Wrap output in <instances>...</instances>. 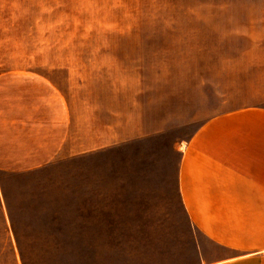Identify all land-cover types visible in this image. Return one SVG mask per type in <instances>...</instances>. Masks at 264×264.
I'll return each mask as SVG.
<instances>
[{"label":"rangeland","instance_id":"obj_1","mask_svg":"<svg viewBox=\"0 0 264 264\" xmlns=\"http://www.w3.org/2000/svg\"><path fill=\"white\" fill-rule=\"evenodd\" d=\"M4 74L32 82L0 109L48 111L65 140L0 168L1 264L191 263L210 244L180 202L179 144L264 109V0H0Z\"/></svg>","mask_w":264,"mask_h":264},{"label":"crops","instance_id":"obj_2","mask_svg":"<svg viewBox=\"0 0 264 264\" xmlns=\"http://www.w3.org/2000/svg\"><path fill=\"white\" fill-rule=\"evenodd\" d=\"M25 80L0 75V95L20 92L21 99L32 82ZM14 81L19 85H11ZM47 113L28 120L0 109V168L19 172L23 166H42L56 154L65 140L64 123L51 127ZM179 149L180 202L210 244L198 242L196 259L187 264H264V109L214 117ZM8 240L9 219L0 197V264ZM180 258L161 264H183Z\"/></svg>","mask_w":264,"mask_h":264},{"label":"bare ground","instance_id":"obj_3","mask_svg":"<svg viewBox=\"0 0 264 264\" xmlns=\"http://www.w3.org/2000/svg\"><path fill=\"white\" fill-rule=\"evenodd\" d=\"M184 148V143H182L181 145H180V149H183Z\"/></svg>","mask_w":264,"mask_h":264}]
</instances>
